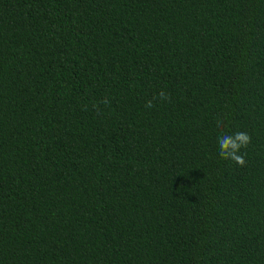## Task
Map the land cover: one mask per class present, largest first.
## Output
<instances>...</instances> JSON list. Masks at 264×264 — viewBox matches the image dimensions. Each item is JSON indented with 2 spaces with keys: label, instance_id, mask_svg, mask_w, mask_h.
I'll return each mask as SVG.
<instances>
[{
  "label": "trees",
  "instance_id": "16d2710c",
  "mask_svg": "<svg viewBox=\"0 0 264 264\" xmlns=\"http://www.w3.org/2000/svg\"><path fill=\"white\" fill-rule=\"evenodd\" d=\"M0 264H264V0H0Z\"/></svg>",
  "mask_w": 264,
  "mask_h": 264
},
{
  "label": "clouds",
  "instance_id": "9594fccd",
  "mask_svg": "<svg viewBox=\"0 0 264 264\" xmlns=\"http://www.w3.org/2000/svg\"><path fill=\"white\" fill-rule=\"evenodd\" d=\"M160 99L167 100L168 96L165 92L161 91L159 94ZM152 101H148L146 107H152ZM220 122L218 121V124ZM220 151L219 155L225 160H231L243 167L246 164L244 156L246 153L242 154L241 149L247 148L251 143V137L246 132H236L233 135H223L219 138Z\"/></svg>",
  "mask_w": 264,
  "mask_h": 264
}]
</instances>
